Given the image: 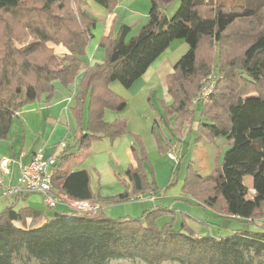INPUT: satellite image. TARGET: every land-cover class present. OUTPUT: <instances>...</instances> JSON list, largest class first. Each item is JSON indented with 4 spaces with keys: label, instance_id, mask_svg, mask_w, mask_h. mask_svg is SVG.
I'll use <instances>...</instances> for the list:
<instances>
[{
    "label": "trees",
    "instance_id": "obj_1",
    "mask_svg": "<svg viewBox=\"0 0 264 264\" xmlns=\"http://www.w3.org/2000/svg\"><path fill=\"white\" fill-rule=\"evenodd\" d=\"M92 1L111 13L116 6V0ZM175 1L151 0L150 18L139 32L129 38L133 26L122 24L118 34L112 31L100 41L106 51L103 62L87 66L84 59L96 24L87 0H43L40 6L0 0V140L7 138L17 112L34 102H52L56 83L68 89L81 74L73 113L80 124L87 107L88 125L82 128L79 152L88 151L95 141L127 135L126 120L104 119L107 110L122 112L128 106L111 84L131 89L176 40H184L190 49L167 77L172 102L163 104V119L176 117L173 132L181 139L198 116L196 143L202 138L213 143L223 136L229 148L208 177L189 165L182 193L223 221L241 226L230 234L220 230L217 237H196L185 217L177 221L170 208L155 206L139 218H112L103 210L93 215L55 213L37 227L42 213L11 206L0 212V264H15L21 256L36 264L136 259L146 264H252L253 255H264V229H250L257 220L264 221V16L259 17L256 1L254 6L234 2L228 8L207 0H181L169 19L166 10ZM29 37L35 42L26 44ZM48 42L62 44L69 54L57 61ZM215 68L218 82L212 95L200 102L198 113L193 101ZM157 125L153 134L159 151L167 153L174 144L162 142ZM139 145V167L120 177L123 194L102 198L93 190L88 171H66L67 158L53 173L54 191L73 200L112 204L159 191L153 173L144 169L149 159ZM246 177L253 178L252 198ZM166 217L172 221L162 223Z\"/></svg>",
    "mask_w": 264,
    "mask_h": 264
},
{
    "label": "crops",
    "instance_id": "obj_2",
    "mask_svg": "<svg viewBox=\"0 0 264 264\" xmlns=\"http://www.w3.org/2000/svg\"><path fill=\"white\" fill-rule=\"evenodd\" d=\"M114 15V13L108 15V27L112 19H114ZM109 30V28L103 30L104 34H107ZM103 32L100 37L103 35ZM99 38L95 36L96 49H94V56L91 54L93 60L89 66L101 64L104 60L103 53L97 49L96 45ZM62 52L64 56L69 54L65 48L62 49ZM164 54H166V52ZM164 54L147 70L145 75L135 83L138 85L140 84L139 92L141 91V95L143 94L142 96L145 97L144 100L146 104L134 112L132 116L133 120L126 115V111L130 107V101L128 100V106L124 111L117 112L107 110L105 112L104 119L107 123H113L119 119L126 120L129 133L116 139L106 138L95 141L92 143L89 150L84 153L79 152L78 142L84 133L82 128L84 130L88 125V109L87 107L85 108L83 119L80 124L73 113L77 105L76 95L79 91L83 74L78 77L75 85L68 89L56 83V93L52 102H34L17 112L12 120L7 138L0 140V159L7 157L12 161L11 172L8 175H4L0 170V212L11 206H15L16 210L33 209L38 211L42 213L43 217L37 227L51 220L55 213L72 214L70 209L65 205H59L55 209L47 207L42 196L38 194L25 193L21 195L12 193L4 195L3 190L5 187L17 186L22 167L29 163L39 151H42L46 158L55 157L56 165L52 168L53 173L55 169L61 165L62 160L67 158L68 161L65 165L66 171L69 173L84 170L88 171L91 175L93 190L102 198H111L121 195L124 193L125 187L120 177L125 179L126 171L131 167L137 169L140 165V160L143 158L142 148L139 143L142 144L143 148L146 150L149 159V164L147 162L144 163V169L148 173H153L160 190L145 196H139L138 199H132L125 204H130L138 200H150V202H153L152 207L160 206L163 205L164 201L162 197L167 195L178 198V201L184 200V195L182 193L183 182L181 180L176 188L170 191L165 190L164 193H162L167 187L165 183L168 177L164 184L160 186L158 183V171L153 163L150 149L154 140L157 143L156 154L158 153V155H160L161 153L159 151L157 138L155 134H153V126L155 123H158L157 132L162 142L165 141L164 143H167V141H176L173 149L167 150L169 159H171L169 153L175 152L178 148L177 142L180 144V141H182L181 139L187 135V130H184L181 139L178 138L173 132V121L169 123L164 120L163 110H160V108L156 106L157 104H154L156 98L158 101L161 100V98L153 95L154 93L156 94L155 91L158 87H162L165 92L168 93L167 77L173 73L174 69L168 60L161 59ZM97 56L98 58L95 59ZM163 100L168 104L172 102L171 97L167 95ZM200 104V102L195 104V100L193 101V105L196 108H199L198 106ZM141 123H144L143 127L140 126ZM182 146L181 144V147ZM247 180H249V183H246ZM245 184L248 189L253 187V178L246 177ZM57 193L59 192L57 191ZM109 204L110 203H101L104 212L106 211L105 207L107 209V205ZM135 206L136 204H130L129 208L132 215L141 212L139 207L136 209ZM133 208H135L134 211ZM145 211L146 210H143L141 213ZM225 222L226 224L232 225L231 221ZM210 223L220 225L221 228H225L224 230L226 233H231L227 231L225 226L221 225L223 223L221 219H218V221L214 219L213 222ZM29 224H31V219H28L27 225L29 226ZM16 226L22 227L20 223H16Z\"/></svg>",
    "mask_w": 264,
    "mask_h": 264
},
{
    "label": "rangeland",
    "instance_id": "obj_3",
    "mask_svg": "<svg viewBox=\"0 0 264 264\" xmlns=\"http://www.w3.org/2000/svg\"><path fill=\"white\" fill-rule=\"evenodd\" d=\"M42 1L43 0H28V3L34 4V5L37 4L40 6L41 3H43ZM207 1H211L214 4L223 3L228 8H231L234 2H237L238 4H241L243 6H248L251 4L254 6L256 2H259L258 4H256L257 8L260 9L259 17H260V14L264 16V0H207ZM253 1H256V2H253ZM180 4H181V0H176L173 4H171L168 7L166 15L169 19H171L175 15V13L180 7ZM150 8H151V0H116L115 9L112 12L115 14L114 19H112L110 26L108 27V17H109L108 15L111 12L107 10L106 8H104L103 6H101L100 4H97L96 2L92 0H87L86 9L90 17L96 21V24H95V27L92 29V34L94 38L89 44V47L87 49V55L84 59L85 64L88 66L91 64L93 60L92 55L93 53L95 54L94 49H96L95 48V36L99 38L103 30H106L108 28L110 29L107 34H104L103 32V35L96 42L97 49H99V51L103 53L104 58H105L106 51L103 47L100 46V41L102 40V38L108 36L112 31L114 32V35L118 34L119 27L122 24L133 26V30H132L133 33L129 35V38L136 35L139 32L140 28H142V26L146 24V22L149 20ZM56 12L57 11L54 10V13ZM252 27H254V25H252ZM24 38L25 37H23V39ZM34 42H35V39L33 37H29L28 42L26 44H30ZM46 47L53 51L54 56L57 59V61H61L65 57L62 52V49H64L65 47L62 44H57L55 42H48L46 44ZM189 49H190L189 45L184 40H176L161 59L168 60L169 63L174 67L176 63L189 51ZM97 58L98 56L95 59ZM212 82H214V86L218 82L216 68L213 70L212 74L205 80L203 87L206 84L210 85ZM139 85L135 84L131 89H126L120 83L114 82L110 86L111 90L115 94L117 95L119 94V96L130 101V107L127 109L126 115L129 116L131 120H133L132 116L134 112L138 110L140 107L142 108V106L146 104L145 103L146 101L144 100L145 97L142 96L143 94L141 95V91L139 92V88H140ZM213 91H214V88L212 90V93ZM155 92L156 94L154 93L153 95L155 97L161 98V100L158 101V99L156 98L155 99L156 101L154 102V104L155 105L157 104L156 106L160 108V110H163V114H164L163 104L165 102L163 99L164 97H166V95L168 97L169 95L167 92H165V90L162 87H158ZM212 93L210 94V96L212 95ZM166 104L170 105L171 103L169 104L166 103ZM198 107L199 108H196L194 105H192V109L196 110V112L199 113L202 107L201 104ZM175 118L176 117H173L168 122L170 123L174 121ZM199 120L200 118L197 116L195 118V121H194L195 124H193V127L187 129L186 137H183L181 139L182 141H180V144L177 142L178 148L176 149L175 152L174 151L172 152L176 155L178 159L177 162L169 159L167 156L168 153L166 152L160 153V155H158V153L156 154L157 143L153 140L151 144L152 146H150V149L152 152L153 163L158 171L159 185L160 186L163 185L166 178L168 177V180L165 183L167 187L166 189L162 191V193H164L165 190L170 191L173 188H176L180 184V180L184 183L185 176L187 173V168L189 165H193L195 170H200L203 177H208L216 169V166H218L217 163L219 164V166L222 163L223 155L226 152V150L229 148L227 138L223 136L214 138L213 143H210L207 138H202L201 141L196 143L195 137L197 135V124ZM140 126L143 127L144 123H141ZM175 142L176 141H174L173 144ZM181 144L183 145L182 147H181ZM173 172H174V175H173ZM246 183H249V180H247ZM253 195H254V188L251 187L249 189L248 197L252 198ZM162 198L164 201H163V205H160V206L164 208H170L172 211H174V216H176L177 221L178 220L181 221L183 217H185L187 224L191 228L194 229L196 237H205L208 235L217 237L219 235L218 234L219 231L225 229L224 227L221 228L220 225L215 224L216 225L215 226L214 224H211L210 222H213L214 219L218 221V219L220 218L213 216V214L209 210L200 206L199 203L195 201L192 197H189V196L187 197L185 195L184 200L182 201H178V198L171 197V195L170 196L167 195ZM130 204L132 205L136 204L135 206L136 209L137 207H139L141 212H143V210L148 211L155 207V206L152 207L153 202L152 201L150 202V200H141V201L138 200ZM130 204L110 203L109 205H107L108 206L107 209L105 207V210H106L105 212L108 216L112 218H122V217L130 218L131 216H135L133 218H139L143 216L144 213H141V212L136 213V215H132L130 208H129ZM134 209L135 208H133V211ZM161 221L162 223L170 222L172 221V217L163 218ZM222 222L223 223L221 225L225 226L228 232H232V230H235L236 228L241 226L240 222H236V221H231L232 225L226 224V222L223 220ZM201 223H207V225L201 226ZM250 229L257 230V231L264 229V221L262 222L260 220H257V222H255L254 225H252ZM225 233L226 231H223V234ZM252 257H253L252 264H264V255H260V256L253 255ZM15 264H36V262L30 261L26 257L21 256L15 259ZM110 264H146V263L143 262L142 260L136 259V260H113L111 261ZM163 264H179V263L165 262Z\"/></svg>",
    "mask_w": 264,
    "mask_h": 264
},
{
    "label": "built area",
    "instance_id": "obj_4",
    "mask_svg": "<svg viewBox=\"0 0 264 264\" xmlns=\"http://www.w3.org/2000/svg\"><path fill=\"white\" fill-rule=\"evenodd\" d=\"M213 88L214 82L210 85L206 84L195 99V104L207 100ZM169 157L175 162L178 160L172 152L169 153ZM11 165L12 161L9 158L3 157L0 159V170L4 175H8L11 172ZM55 165V157L46 158L42 151L37 152L33 159L22 167L17 186L5 187L3 190L4 195L12 193L38 194L42 196L46 206L51 209H55L59 205H65L70 209L72 214L93 215L100 212L102 210L101 203L73 200L65 194L54 191L52 168Z\"/></svg>",
    "mask_w": 264,
    "mask_h": 264
}]
</instances>
